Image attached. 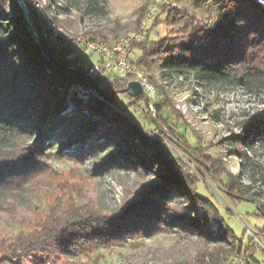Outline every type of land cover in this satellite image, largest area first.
<instances>
[{
  "label": "trees",
  "instance_id": "16d2710c",
  "mask_svg": "<svg viewBox=\"0 0 264 264\" xmlns=\"http://www.w3.org/2000/svg\"><path fill=\"white\" fill-rule=\"evenodd\" d=\"M24 1L27 14L18 0H0V202L8 199L6 195H23L34 183L18 178L45 167L54 170L45 161L50 154L82 158L109 150L108 163L149 180L140 187L135 185L112 209H102L93 200L52 206L33 221V229L14 236L10 252L14 256L15 252L39 253L48 262L86 255L89 261L84 264H102L103 250L114 244L150 236L159 229H175L181 235L197 236L203 244L190 258L167 264H229L235 257L247 264H262L254 258L257 245L251 240L245 248L242 242L238 244L217 200L206 192V179L200 180L162 140L109 103L118 93L127 95L121 90L136 80V75L128 72L117 79L111 75L109 86L103 87L99 79L104 69L88 76L87 82L69 72L85 74L88 66L72 52L69 40H52L46 15L51 13V19L58 22L53 0L42 8L35 7V0ZM195 2L205 8V13L175 3L162 5L151 28L164 22L167 32L155 39L147 33L143 40L132 42L130 62L149 80L156 66L162 77L191 76L200 85L240 86L251 93L264 90V9L254 0ZM61 9L58 5L57 10ZM86 33L102 38L116 36L101 31ZM133 49L139 50L137 57ZM74 80L96 87L101 97H80L70 89ZM158 94L156 91L153 98L145 94L127 96L135 104L153 106L159 123L174 137L173 132H177L161 114L167 103L153 101ZM263 140L264 116L256 114L249 115L240 133L225 142L233 145L229 151L241 162L249 163L248 152ZM201 156L231 203L253 201L245 196L236 177L226 175L227 181H221L225 170L219 159L211 154ZM12 178L18 183L8 181ZM11 183L15 190L7 188ZM257 208V214L264 217V203ZM211 220L216 223L215 230Z\"/></svg>",
  "mask_w": 264,
  "mask_h": 264
},
{
  "label": "rangeland",
  "instance_id": "374dc122",
  "mask_svg": "<svg viewBox=\"0 0 264 264\" xmlns=\"http://www.w3.org/2000/svg\"><path fill=\"white\" fill-rule=\"evenodd\" d=\"M18 1L23 12L27 14L25 1ZM36 1L43 7L50 0H35V3ZM59 2L62 5L61 10H57ZM149 2L150 0H53L54 10L58 11L56 23L64 31V38L69 41L85 36L111 41L118 35L137 29ZM254 2L264 9V0ZM174 3L196 13H205V8L199 6L195 0H172L171 4ZM48 15L52 17L51 13ZM152 23L148 29L151 39L167 32L168 25L164 22L151 28ZM94 31H101L105 35L116 33V36L102 38L86 33ZM70 44L72 52L79 54L84 65L90 66L99 62L96 53H85L77 41ZM133 50V56L137 57L138 49ZM111 75L113 73L105 70L99 84L108 87L109 81L113 79ZM151 75V83L157 94L159 92L153 101L164 100L167 103L168 106L161 114L169 127L177 132H173L174 137L168 133V128L159 123L153 106L149 107L144 102L135 104L123 93H118L112 103L126 116L144 126L155 138L162 140L200 180L206 179V192L217 200L221 214L234 232L238 244L241 245L242 242V248H245L251 240L252 245H257L254 258L264 263V249L260 244L264 242V232L261 231L264 217L257 214V207L264 203V140L256 142L254 151L248 152L249 163L241 162L237 154L229 151L233 145L225 142L229 137L240 133L241 124L249 115L264 116V90L251 93L240 86L200 85L191 76L162 77L156 66L153 67ZM70 89L77 92L72 84ZM153 117H156L159 127ZM181 134L184 135L180 136ZM108 154L109 150L82 158H75L66 153L61 156L50 154L45 157V161L54 170H46L45 167L44 170L40 169L26 178H18L17 181L34 183L30 182L29 191L23 192V195H6L8 199L0 202V264H84L89 261L86 255H81L60 257L48 262L39 253L20 255L22 253L15 252L17 256H14L9 248L13 245L12 240L17 233L33 229V221L42 217V213L52 206L93 200L102 209H112L129 196L135 185L140 187L149 180L148 176L140 177L134 171L112 166L106 161ZM200 154H211L216 160L219 159L225 170L221 181L226 182L228 175L236 177L245 196L253 201L231 203L219 188V180L211 167ZM8 181L16 180L12 178ZM15 184L11 183L7 188L15 190ZM211 224L215 230L216 223L211 220ZM202 244L195 235H181L175 229H159L150 236H135L104 249L105 261L102 264H114L118 259H122L124 264L174 263L190 258ZM14 248L15 246H12V249Z\"/></svg>",
  "mask_w": 264,
  "mask_h": 264
},
{
  "label": "built area",
  "instance_id": "2783aa9c",
  "mask_svg": "<svg viewBox=\"0 0 264 264\" xmlns=\"http://www.w3.org/2000/svg\"><path fill=\"white\" fill-rule=\"evenodd\" d=\"M170 3H172V0H150L148 8L143 13L138 28L122 34L111 41H103L97 37L90 36H85L81 39H70V42L72 43L77 41L85 53H96L100 59L99 62L93 63L86 69V74L94 76L104 69L113 73L114 79H117L125 76L128 72H133L136 75V80L142 85L145 95L149 98H153L156 94L155 87L144 72L130 62V55L132 52L129 50V46L132 42L141 41L145 38L150 24L155 19L157 11L162 5H168ZM58 4L61 5L60 2ZM35 6L42 8V4L39 1H36ZM46 20L48 21L53 41L64 37L65 33L62 28L52 20L49 15H46ZM87 93V95L82 97H88L94 93V91L88 90ZM257 241L259 240L257 239ZM260 244L264 249V242H261ZM114 264H124V262L122 259H118ZM229 264L246 263L234 258V261Z\"/></svg>",
  "mask_w": 264,
  "mask_h": 264
},
{
  "label": "water",
  "instance_id": "95a60500",
  "mask_svg": "<svg viewBox=\"0 0 264 264\" xmlns=\"http://www.w3.org/2000/svg\"><path fill=\"white\" fill-rule=\"evenodd\" d=\"M35 23L37 24V18H36V14H35ZM38 35L39 37L41 38V41L43 43V46L46 48V43L43 39V36H42V33L40 31V29H38ZM46 52L49 53V50L46 48ZM89 67V66H88ZM87 67V68H88ZM86 68V69H87ZM69 72H73L75 74H78L84 81H89L88 79V76L86 74V71H85V74H80L76 71H73L71 69H68ZM73 87L77 90L78 92V95L79 96H84V95H87L88 93V90H93L94 93H92L91 95H96V96H99L101 97V95L99 94L98 92V89L92 85H89V84H84L83 82L79 81V80H74L73 83H72ZM121 92H126L128 96L130 97H136L138 96L139 94H145L143 88H142V85L140 84L139 81L137 80H132V81H129L126 85V87L124 89L121 90ZM112 106H114L115 108L119 109L118 107H116L112 102H109ZM153 112H154V109H152ZM154 119V122L155 124L159 127V124H158V121L156 119V117H153Z\"/></svg>",
  "mask_w": 264,
  "mask_h": 264
}]
</instances>
